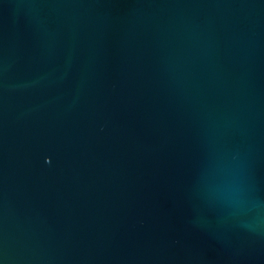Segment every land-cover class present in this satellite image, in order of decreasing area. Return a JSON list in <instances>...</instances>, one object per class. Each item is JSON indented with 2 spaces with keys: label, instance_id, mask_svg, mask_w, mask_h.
<instances>
[{
  "label": "water",
  "instance_id": "1",
  "mask_svg": "<svg viewBox=\"0 0 264 264\" xmlns=\"http://www.w3.org/2000/svg\"><path fill=\"white\" fill-rule=\"evenodd\" d=\"M0 264H264V0H0Z\"/></svg>",
  "mask_w": 264,
  "mask_h": 264
}]
</instances>
